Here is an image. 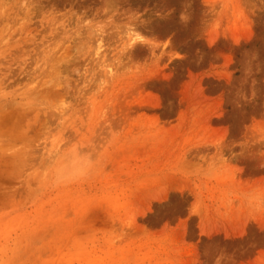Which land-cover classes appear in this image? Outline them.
Segmentation results:
<instances>
[{
	"label": "rangeland",
	"instance_id": "obj_1",
	"mask_svg": "<svg viewBox=\"0 0 264 264\" xmlns=\"http://www.w3.org/2000/svg\"><path fill=\"white\" fill-rule=\"evenodd\" d=\"M0 264H264V0H0Z\"/></svg>",
	"mask_w": 264,
	"mask_h": 264
}]
</instances>
